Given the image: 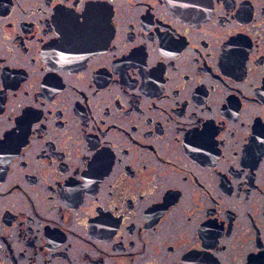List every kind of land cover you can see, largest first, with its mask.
Listing matches in <instances>:
<instances>
[{
    "label": "flooded vegetation",
    "instance_id": "af4514ba",
    "mask_svg": "<svg viewBox=\"0 0 264 264\" xmlns=\"http://www.w3.org/2000/svg\"><path fill=\"white\" fill-rule=\"evenodd\" d=\"M73 4L0 0V264H250L264 0Z\"/></svg>",
    "mask_w": 264,
    "mask_h": 264
},
{
    "label": "snow or ice",
    "instance_id": "6c2138e0",
    "mask_svg": "<svg viewBox=\"0 0 264 264\" xmlns=\"http://www.w3.org/2000/svg\"><path fill=\"white\" fill-rule=\"evenodd\" d=\"M82 3V0H75V4H79ZM75 4L71 5L70 7L72 9H75ZM76 20L77 21H84L85 23L88 21V17L84 14V11L81 10L80 15L76 16ZM260 136L264 137V125L261 126L260 132H259ZM201 136H203V133L200 134ZM6 137H0V143H3V140ZM186 179V177H185ZM192 219L191 216L188 217V220L190 221ZM250 264H264V250H261L259 257H250Z\"/></svg>",
    "mask_w": 264,
    "mask_h": 264
}]
</instances>
